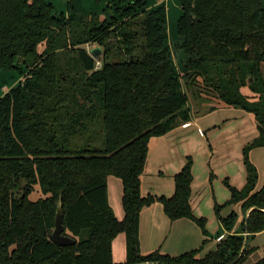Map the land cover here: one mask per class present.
I'll list each match as a JSON object with an SVG mask.
<instances>
[{
    "label": "trees",
    "instance_id": "obj_1",
    "mask_svg": "<svg viewBox=\"0 0 264 264\" xmlns=\"http://www.w3.org/2000/svg\"><path fill=\"white\" fill-rule=\"evenodd\" d=\"M108 1L118 18L100 20L71 1L56 15L47 0H0V71L18 62L27 70L0 96V264L246 263L256 251L249 240L264 231V181L256 190L258 173L249 161L250 152L264 146V0H178L185 86L211 89L225 105L253 114L259 132L243 147L244 188L223 180L230 196L214 204L227 232L238 219L234 211L221 217L223 207L240 204L248 215L238 232L202 257L197 254L206 240L177 257L140 254L144 207L160 203L169 221L190 220L203 236L207 220L193 215L189 203L190 157L173 177L171 197L140 192L149 140L190 119L188 98L167 41L165 7ZM88 43L102 49L100 57L83 47ZM246 86L257 101L240 92ZM109 175L123 187L120 221L107 203ZM36 184L43 196L32 201ZM59 200L63 235L74 239L73 246L50 240ZM119 234L126 239L121 263L112 257ZM253 264H264V257Z\"/></svg>",
    "mask_w": 264,
    "mask_h": 264
},
{
    "label": "crops",
    "instance_id": "obj_2",
    "mask_svg": "<svg viewBox=\"0 0 264 264\" xmlns=\"http://www.w3.org/2000/svg\"><path fill=\"white\" fill-rule=\"evenodd\" d=\"M262 75L264 78L263 69ZM240 92L252 101H257L259 98L252 94L247 86ZM194 98L188 99L187 110L190 119L187 122L174 127L165 135L149 140L145 170L140 177V192L143 196L171 197L175 189L173 177L190 157L193 179L189 203L193 215L207 220L208 234L203 236L199 227L190 220L182 218L169 221L163 211V205L153 203L144 207L139 215L138 239L142 256L158 251L163 255L177 257L199 248L206 240L201 252L197 254L198 257H202L212 251L225 236L236 233L246 217L240 204L229 208L226 215L234 211L238 220L232 230L227 232L216 219L213 209L215 203L224 204L230 196L229 190L223 185V180H227L237 189L245 186L246 167L243 165L242 152L244 145L259 135L255 117L249 112L225 105L217 97H207L200 93ZM258 149L260 152L255 156H264V146L253 149L249 154V161L256 169L258 167L252 160V154ZM211 174L212 178H210ZM256 184V190H259L262 185L258 181ZM221 187H224L225 192H221ZM106 188L107 203L116 220L120 221L124 217L121 205L123 191L121 181L109 175L106 179ZM221 217L225 218L224 215ZM217 233L218 237H216ZM262 235L264 231L256 234L254 239ZM116 241H119L118 245L122 248L123 257L117 261L113 257ZM125 243L123 234L113 239L114 262L125 261ZM251 247L257 246L251 245ZM262 257H264V248L263 256L260 258Z\"/></svg>",
    "mask_w": 264,
    "mask_h": 264
},
{
    "label": "rangeland",
    "instance_id": "obj_3",
    "mask_svg": "<svg viewBox=\"0 0 264 264\" xmlns=\"http://www.w3.org/2000/svg\"><path fill=\"white\" fill-rule=\"evenodd\" d=\"M53 5L54 14L60 15V13L65 14L66 13V7L67 2L71 1L72 5L76 10L82 11V12H92L94 14H98L100 17V20L103 18H108L115 16L118 18L117 14L115 13V3L109 2L108 0H47ZM157 5H163L165 7L166 12V18H165V29L167 34V41L171 50V56L173 59L174 64H176V67L181 75V81L183 84L184 92L186 93V96L188 99L191 100V98L195 99L194 97L197 95V92L202 93L205 96H211V97H217V93L212 91L211 89H204L203 87L193 85L191 88L185 86V76L184 74L188 69L185 68V63H187V57L179 51L178 44L180 41L179 35L177 33L176 29V22L177 19L182 14L180 4L178 0H149L148 7H154ZM43 45H40L37 47V50L41 53L43 50ZM85 49H87L89 52L94 49L95 47H98L94 43H88L83 46ZM101 54H102V49ZM99 55V57L101 56ZM18 66L15 69L7 70V71H0V96L4 94L6 91H8L11 87L15 86L16 83L23 79L25 76L27 70L22 67L21 62L17 63ZM264 63L262 64V66ZM264 70V66L262 67ZM198 84L200 85L201 82L199 80ZM203 90V91H201ZM260 150H255L254 155L252 154V160L255 161V165L258 167V183L263 186L264 181V156L263 155H256L259 153ZM254 156L256 159H254ZM258 159V160H257ZM261 186V187H262ZM34 191L29 196V199L32 201H36V199L42 197V193L40 189L38 188V185L33 186ZM221 192H225L224 187H221ZM223 205V204H221ZM233 207V205H228L227 207H223L220 210V216L226 217L227 210L229 208ZM214 211V209H213ZM215 215V212H214ZM216 217V216H215ZM240 230V229H239ZM238 230V231H239ZM237 231V232H238ZM121 236V235H120ZM123 237V236H122ZM120 240V237H118ZM119 241H116L115 248L113 250V257L114 260L117 261L119 259H123L122 257V248H119ZM249 245H255L256 251L252 253L253 255L247 259V262L244 264H253L255 261H257L261 256H263V246H264V235L259 236L257 239H250Z\"/></svg>",
    "mask_w": 264,
    "mask_h": 264
},
{
    "label": "water",
    "instance_id": "obj_4",
    "mask_svg": "<svg viewBox=\"0 0 264 264\" xmlns=\"http://www.w3.org/2000/svg\"><path fill=\"white\" fill-rule=\"evenodd\" d=\"M90 54L93 58L99 57L101 54V50L98 47H95L90 51ZM57 208L55 211V216H54V228L50 234V240L56 243L59 246H73L75 244L74 239H71L70 237L63 235L65 228L64 225L62 224V216H63V208L61 206V201L59 200L56 204ZM249 211H246V216L248 215ZM246 218V217H245ZM247 236L244 234V242H243V247L241 251L244 249L245 244H246Z\"/></svg>",
    "mask_w": 264,
    "mask_h": 264
}]
</instances>
